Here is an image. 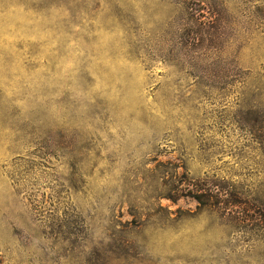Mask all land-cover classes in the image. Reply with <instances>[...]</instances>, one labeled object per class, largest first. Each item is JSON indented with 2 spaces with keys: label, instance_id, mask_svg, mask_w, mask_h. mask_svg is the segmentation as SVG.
<instances>
[{
  "label": "rangeland",
  "instance_id": "1",
  "mask_svg": "<svg viewBox=\"0 0 264 264\" xmlns=\"http://www.w3.org/2000/svg\"><path fill=\"white\" fill-rule=\"evenodd\" d=\"M0 264H264V0H0Z\"/></svg>",
  "mask_w": 264,
  "mask_h": 264
},
{
  "label": "trees",
  "instance_id": "2",
  "mask_svg": "<svg viewBox=\"0 0 264 264\" xmlns=\"http://www.w3.org/2000/svg\"><path fill=\"white\" fill-rule=\"evenodd\" d=\"M201 189H205L201 190ZM235 189L231 186L227 185H221V184H215L214 182L211 183L209 186L206 188L204 187H197L195 192L192 193V195L199 201H206L204 200L203 196L207 195L209 198L208 199H213L216 200L217 202H225L230 200L231 203H236L237 199L236 196L237 194L234 191ZM208 202V200H207Z\"/></svg>",
  "mask_w": 264,
  "mask_h": 264
}]
</instances>
